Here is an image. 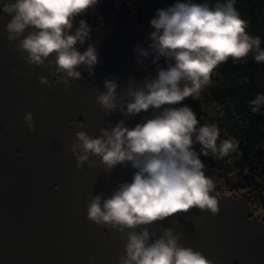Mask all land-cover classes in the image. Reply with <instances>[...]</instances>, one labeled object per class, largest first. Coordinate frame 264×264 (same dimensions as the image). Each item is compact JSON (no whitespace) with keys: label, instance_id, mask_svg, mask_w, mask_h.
<instances>
[{"label":"clouds","instance_id":"obj_1","mask_svg":"<svg viewBox=\"0 0 264 264\" xmlns=\"http://www.w3.org/2000/svg\"><path fill=\"white\" fill-rule=\"evenodd\" d=\"M99 3L11 0L4 7L11 16L5 27L7 38L9 42L18 41L16 51L22 58L26 54L29 67L52 69L67 86L70 79H81V68L92 76L101 62L95 46L89 44L82 52L77 47L91 38V27L81 17ZM235 4L236 0H215L211 4L208 0H174L157 9L149 21L150 44L133 49L138 64L151 57L155 75L139 83L129 77L123 94L117 92L118 78H106L105 90L96 102L106 116L119 112L122 118L115 124L108 121V127L99 128L97 137L84 131L85 126L70 129V151L78 153L77 168L94 166L97 161L90 157H98L105 173L118 165H130L135 170L131 182L121 183L109 196H91L86 209L89 221L122 235L124 254L118 264H213L202 252L181 243L182 231L164 227L158 234L150 231V226L192 209L219 214L218 199L212 195L215 183L205 174L201 156L223 158L235 146L227 141L218 145V127L202 125L183 101L199 97L211 83L214 70L229 58L246 62L251 55L257 63H264L261 38L247 32L248 22L241 18ZM38 79L40 84L52 87L46 77ZM249 103L253 113L260 112L264 93ZM150 109L152 115L143 122L127 126L128 119ZM23 123L29 131H35L30 112ZM196 144L200 145L199 152ZM93 259L89 257V261Z\"/></svg>","mask_w":264,"mask_h":264},{"label":"water","instance_id":"obj_2","mask_svg":"<svg viewBox=\"0 0 264 264\" xmlns=\"http://www.w3.org/2000/svg\"><path fill=\"white\" fill-rule=\"evenodd\" d=\"M90 12L101 22L77 47L82 52L89 44L95 46L101 62L94 75L81 68L86 78L70 79L66 86L52 69L29 67L26 54L22 58L16 51L18 41L9 42L5 31L11 16L0 4V264H118L124 254L122 235L89 221L86 209L91 196H109L121 183L131 182L135 170L118 165L105 173L98 157H90L97 161L94 166L77 168L70 129L85 126L84 131L97 137L108 121L115 124L122 118L119 112L106 116L96 97L105 90L106 78H118L117 92L123 94L129 77L139 83L154 76L147 63L151 57L138 64L133 51L136 45L147 48L150 41L125 2L100 0ZM41 76L51 88L39 83ZM29 112L34 132L23 123ZM151 115L150 109L132 117L127 126ZM195 149L199 152V144ZM204 158L219 214L192 209L154 223L150 231H182L181 243L213 264H264V221L252 211L248 196L234 199L220 193L217 171Z\"/></svg>","mask_w":264,"mask_h":264},{"label":"trees","instance_id":"obj_3","mask_svg":"<svg viewBox=\"0 0 264 264\" xmlns=\"http://www.w3.org/2000/svg\"><path fill=\"white\" fill-rule=\"evenodd\" d=\"M125 2L136 16V24L146 32L152 31L150 19L159 8L169 6L174 0H118ZM11 0H0L5 7ZM204 2V0H197ZM215 3V0H208ZM242 19L248 22L247 32L261 38L264 48V0H236L235 4ZM93 12L81 17L89 26L93 22ZM79 18L77 19L78 24ZM152 66L155 75L156 65ZM160 65H164L163 59ZM264 93V63H257L251 55L246 62H233L229 58L213 72L211 83L203 88L199 97H189L183 101L196 113L200 123L215 124L219 129L217 144L227 141L235 146L223 158L211 154L204 159L217 171L222 195L234 199L249 197L254 214L264 221V108L258 113L251 111L250 101L257 94ZM215 106V116L201 113L204 106ZM200 147V145H199Z\"/></svg>","mask_w":264,"mask_h":264},{"label":"rangeland","instance_id":"obj_4","mask_svg":"<svg viewBox=\"0 0 264 264\" xmlns=\"http://www.w3.org/2000/svg\"><path fill=\"white\" fill-rule=\"evenodd\" d=\"M166 0H160L159 2V6L163 5L164 2ZM215 106L213 105H210V106H204L202 109H201V113L203 115H207V116H215Z\"/></svg>","mask_w":264,"mask_h":264},{"label":"flooded vegetation","instance_id":"obj_5","mask_svg":"<svg viewBox=\"0 0 264 264\" xmlns=\"http://www.w3.org/2000/svg\"><path fill=\"white\" fill-rule=\"evenodd\" d=\"M100 22H101L100 19H98L97 17H95V20H93L92 25H91L90 27H91V28H95L96 25L99 24ZM80 70H81V72H82L81 77H82V78H86V75H85L84 71H83L82 69H80ZM58 80H59V78L56 77L55 81H58Z\"/></svg>","mask_w":264,"mask_h":264}]
</instances>
